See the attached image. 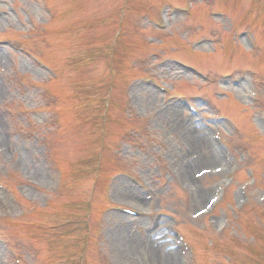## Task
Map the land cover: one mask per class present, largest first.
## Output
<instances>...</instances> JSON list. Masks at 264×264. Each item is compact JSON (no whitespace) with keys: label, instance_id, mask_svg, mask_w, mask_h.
Segmentation results:
<instances>
[{"label":"rangeland","instance_id":"1","mask_svg":"<svg viewBox=\"0 0 264 264\" xmlns=\"http://www.w3.org/2000/svg\"><path fill=\"white\" fill-rule=\"evenodd\" d=\"M190 2L0 0V183L10 190L0 189V264H19L20 258L25 264H145L139 254H125L119 234L123 224L140 243L149 234L146 221L126 220L112 210L139 205L115 196L120 181L128 182L124 172L152 183L154 192L141 205L158 201L159 212L178 218L194 264H230L227 258L264 264V0H194L189 14H172L168 28L156 31L161 4ZM212 10L224 19L212 17ZM238 32L249 33L256 48ZM148 38L156 41L146 44ZM203 38L213 43L192 49ZM172 57L210 79L185 71ZM222 73L234 77L223 80ZM150 75L167 80L175 93L204 95L228 121V130L218 127L231 157L238 156V173L213 213H206L207 205L217 187L228 184L230 160L224 171L199 166L197 172L207 173L190 184L174 176L186 170L183 157L191 147L161 115L165 96L144 87L140 78ZM109 101L104 139L101 122ZM201 107L207 110V102ZM192 117L184 108L182 120L202 124ZM37 169L43 180L33 175ZM246 183L251 202L240 211L239 190ZM224 217L230 219L225 227Z\"/></svg>","mask_w":264,"mask_h":264},{"label":"bare ground","instance_id":"2","mask_svg":"<svg viewBox=\"0 0 264 264\" xmlns=\"http://www.w3.org/2000/svg\"><path fill=\"white\" fill-rule=\"evenodd\" d=\"M3 58L4 54L0 52V61H2ZM1 89L0 86V97ZM149 91L157 94L152 89ZM183 112L181 105H174L169 109L167 114L174 124L176 132L183 133L184 138L188 141L191 147V152L183 157L186 166L183 178H185L186 183L190 184L199 179L198 173H203L204 169L197 172L199 166L208 165L209 168L205 170L215 168L222 169V166L225 164V156L221 153L215 143L214 145L216 147L209 141L208 134L201 125L195 124L194 120H192L191 124H187L184 118L183 120L181 119ZM2 122L3 120L0 118V146H2L4 142V128ZM33 175L35 178L41 180L44 178L42 171L39 169L33 171ZM115 196L122 200L128 198L130 201L133 200L136 203L139 202L141 204L145 201L141 192L123 180L120 181V186L119 189L116 190ZM121 222L123 223V221ZM151 229L149 238L147 240L140 239V243H138L134 239V235L125 231V226L122 224V232L119 234V238L124 242L123 247L125 254L130 255V252L135 255L139 254L145 261V264H172L177 251L174 248L173 242L169 239V235L167 232L163 231L158 224ZM125 239L128 240L125 241Z\"/></svg>","mask_w":264,"mask_h":264}]
</instances>
